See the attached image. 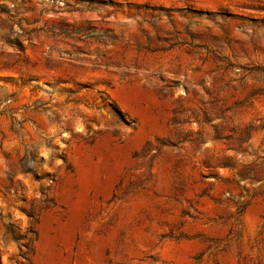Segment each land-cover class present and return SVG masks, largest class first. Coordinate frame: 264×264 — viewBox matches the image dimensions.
<instances>
[{"label":"rangeland","instance_id":"obj_1","mask_svg":"<svg viewBox=\"0 0 264 264\" xmlns=\"http://www.w3.org/2000/svg\"><path fill=\"white\" fill-rule=\"evenodd\" d=\"M0 264H264V0H0Z\"/></svg>","mask_w":264,"mask_h":264}]
</instances>
